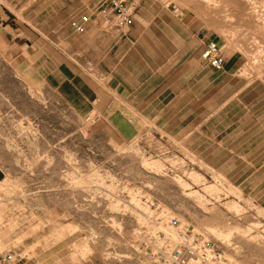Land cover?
Here are the masks:
<instances>
[{"label": "rangeland", "instance_id": "obj_1", "mask_svg": "<svg viewBox=\"0 0 264 264\" xmlns=\"http://www.w3.org/2000/svg\"><path fill=\"white\" fill-rule=\"evenodd\" d=\"M149 1L196 19L238 79L264 77V0ZM84 119L0 58L1 251L26 264H159L176 220L233 264H264V152L197 154V139L151 123L122 142Z\"/></svg>", "mask_w": 264, "mask_h": 264}, {"label": "crops", "instance_id": "obj_2", "mask_svg": "<svg viewBox=\"0 0 264 264\" xmlns=\"http://www.w3.org/2000/svg\"><path fill=\"white\" fill-rule=\"evenodd\" d=\"M100 1L36 0L33 10L31 2L2 0L0 58L26 86L52 92L74 115L95 118L122 142L151 123L165 136L197 139L204 146L197 154L223 153L230 161L264 152V77L238 79L224 56L221 69L206 65L201 53L209 38L196 19L156 1L123 0L133 23L118 32L93 13ZM86 14L85 32L74 33L69 22Z\"/></svg>", "mask_w": 264, "mask_h": 264}, {"label": "built area", "instance_id": "obj_3", "mask_svg": "<svg viewBox=\"0 0 264 264\" xmlns=\"http://www.w3.org/2000/svg\"><path fill=\"white\" fill-rule=\"evenodd\" d=\"M97 13L106 29L123 32L133 23V14L123 0H102L93 9ZM89 17H82L80 21L72 19L69 26L76 34H83ZM204 63L216 70L224 65L222 48L215 42L209 41L201 53ZM93 117H85L84 122L93 124ZM171 228L177 232V239L166 237L156 256L159 264H233L231 259L218 251L213 244L188 227L179 228L176 220H171ZM25 257L11 251L0 250V264H26Z\"/></svg>", "mask_w": 264, "mask_h": 264}, {"label": "bare ground", "instance_id": "obj_4", "mask_svg": "<svg viewBox=\"0 0 264 264\" xmlns=\"http://www.w3.org/2000/svg\"><path fill=\"white\" fill-rule=\"evenodd\" d=\"M0 183H2V181H0ZM5 185H6V184H5ZM206 188H207V187H206ZM207 190H208V192H213V191H216V192H217V189H215V188L212 187V186H210V188H208ZM213 194H214V193H213ZM248 233H249V232H248ZM248 233H247V234H248ZM171 234H172V233H171ZM240 234H241V233H240ZM249 234H250V233H249ZM221 235H222V234H221ZM241 236H242V234H241ZM244 236H245V235H244ZM244 236H243V237H244ZM166 237H167V236H166ZM173 237H174V235H173ZM173 237H172V238H173Z\"/></svg>", "mask_w": 264, "mask_h": 264}]
</instances>
